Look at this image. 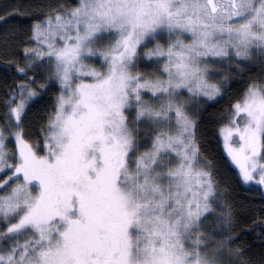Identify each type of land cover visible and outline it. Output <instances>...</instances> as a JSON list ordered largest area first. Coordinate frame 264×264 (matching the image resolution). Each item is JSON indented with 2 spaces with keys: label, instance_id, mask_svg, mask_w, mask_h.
I'll return each instance as SVG.
<instances>
[{
  "label": "snow or ice",
  "instance_id": "6c2138e0",
  "mask_svg": "<svg viewBox=\"0 0 264 264\" xmlns=\"http://www.w3.org/2000/svg\"><path fill=\"white\" fill-rule=\"evenodd\" d=\"M0 46L22 77L0 122V264H264L197 135L246 78L218 135L264 189V0H51Z\"/></svg>",
  "mask_w": 264,
  "mask_h": 264
},
{
  "label": "trees",
  "instance_id": "16d2710c",
  "mask_svg": "<svg viewBox=\"0 0 264 264\" xmlns=\"http://www.w3.org/2000/svg\"><path fill=\"white\" fill-rule=\"evenodd\" d=\"M48 2L51 0H0V18L9 21V25L6 26L3 24V19H0V32L11 25L27 28L32 22V14L36 11L37 6ZM64 2L72 3L73 0H64ZM12 58V50H6L0 46V122H2L4 114L3 105L7 92L22 79L14 68H8V61ZM254 71L258 73L259 68ZM249 75H253V73L250 72ZM245 82L246 78L233 77L231 79L227 95L218 99V102L207 106V113L203 115L197 135L204 154L217 162L218 179L221 182V188L226 189V202H230L236 210L237 228L243 230V240L238 243L248 249L249 257L258 259L261 255L262 245H264V240L261 239V236L264 235V189L254 183L243 185L238 181L237 170L223 151L222 141L218 135L219 127L226 122L233 99L243 90ZM54 95L55 89L49 91L39 103L32 107L25 122L28 139L39 140L41 118L46 111L51 110ZM8 147L15 151L13 142H9Z\"/></svg>",
  "mask_w": 264,
  "mask_h": 264
}]
</instances>
